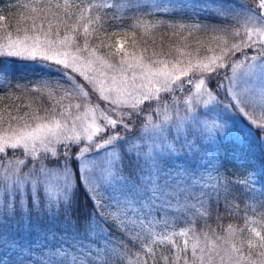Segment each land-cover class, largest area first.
<instances>
[{"label":"snow or ice","instance_id":"1","mask_svg":"<svg viewBox=\"0 0 264 264\" xmlns=\"http://www.w3.org/2000/svg\"><path fill=\"white\" fill-rule=\"evenodd\" d=\"M30 3V30L45 38L27 27L13 38L5 24L0 98L39 91L20 83L23 74L47 90L41 104L45 95L61 102L59 111L45 106L50 116H34V126L0 135V264H264V223L239 238L232 225L220 237L219 223L209 224L237 215L241 204L264 221V169L243 157L244 149H264V0ZM77 12L87 21L83 33L71 27L61 38L60 25ZM49 15L58 21L55 39ZM145 15L233 42L225 39L207 63L171 68L122 46L91 44L94 32L133 30L135 47ZM41 17L47 31L36 24ZM96 109L99 119H89ZM241 117L243 132L233 119ZM228 146L241 150L238 162H225ZM189 234L191 247L178 240Z\"/></svg>","mask_w":264,"mask_h":264},{"label":"trees","instance_id":"2","mask_svg":"<svg viewBox=\"0 0 264 264\" xmlns=\"http://www.w3.org/2000/svg\"><path fill=\"white\" fill-rule=\"evenodd\" d=\"M24 2L30 3V0H20V3ZM16 5L17 0H0V15L7 17L5 21H0V37L4 35L5 24L7 25V30L15 36L17 34L20 36L24 35L25 33L23 29L26 27L29 29V35H43V32L35 33L30 30L32 20L28 19V16L33 15L30 11L32 6L31 3L29 9H20ZM87 15L88 13L86 12L85 16ZM129 16H131V14H129ZM78 17L79 13L77 12L76 15L68 21L67 28L63 24L60 25L58 29L60 36H64L66 34L73 35V33L68 30V28L71 27H76L81 34L83 33V24L87 23V21L79 20ZM48 20H50L53 25L52 36L55 38V34L57 32L56 25L58 21L51 15H49ZM127 22L132 23L134 21L127 19ZM36 24L38 27L42 25L45 31L48 30V22L43 20V17L37 19ZM140 25L141 26L139 28L134 30L136 39L135 47H133V30H128L127 35L124 31L118 33L111 30L107 32L97 31L91 36L90 42L93 43L94 41L95 45L97 43L99 44L100 41L97 38L100 34H110L112 37L118 36L123 39L128 38L127 44L129 46V50H133L135 53L142 55L145 59H157L160 57L179 59L186 56H204L209 52L220 50L225 39H227L229 43L233 41V38L225 37L220 33L202 32L189 28H180L178 25H174L172 21H169L165 17L161 16H142ZM95 27L97 26H90L89 32H93ZM17 28L21 29L19 33L16 31ZM190 32L191 34H189ZM103 50L106 49L104 48ZM21 67L24 68L25 66ZM27 67L34 72L43 73L45 71L35 65ZM20 83L26 84L30 90L38 89L39 91H13L9 93L7 98H0V130L4 128H12L14 125L23 126L28 123V121H33L34 116H41L46 113L43 111L45 106L48 108L55 107L57 111L60 110V95H57L54 99L45 95L43 97L44 103L41 104L39 102L40 93L46 92L47 90L42 88L41 85L36 84L35 78L31 76L25 77L21 74ZM225 154V162L228 164L236 163L241 159V150L234 149L232 146H228L225 149ZM243 157L247 164L253 165L257 169H264V149L260 147L244 149ZM246 219L249 221H257L258 223L256 225H246ZM217 223H219V229L216 231L215 236L226 237L228 234L227 229L229 225H232L235 230L236 238H239V230L243 229L244 232L247 233L249 227H258L259 224L264 223V221H260V217L255 215L251 209L245 212L243 204H241L237 210V215L230 218H224L219 222L209 221V224H211L213 229H217ZM209 236L214 237L211 234H209ZM178 240L181 244L183 243L181 238Z\"/></svg>","mask_w":264,"mask_h":264},{"label":"rangeland","instance_id":"3","mask_svg":"<svg viewBox=\"0 0 264 264\" xmlns=\"http://www.w3.org/2000/svg\"><path fill=\"white\" fill-rule=\"evenodd\" d=\"M243 31V30H242ZM23 36V35H22ZM21 36V37H22ZM40 36V38L41 39H44L45 37H44V35H39ZM2 37L3 36H1L0 37V42H2ZM16 36L15 35H13V38H15ZM50 39H55L53 36H50L49 37ZM61 38H63V36H61ZM97 39H99V41L101 42V41H103L104 42V46H105V49L107 50L108 48H110L112 51H115V49H116V47L117 46H122L124 49H126L128 52H134L133 50H129V46H128V44H127V40H128V38L126 39H123V38H120V37H118V36H114V37H112L110 34H100L99 35V37L97 38ZM235 40H236V42H238V40H239V38L237 37V38H235ZM118 42H119V44H118ZM233 42V41H232ZM80 44H81V46L83 45V41L81 40L80 41ZM93 46L95 45V43H94V41H93V43H91ZM98 44V43H97ZM69 51H71V52H75V48L74 47H70L69 49H68ZM220 52H221V49L220 50H217V51H212V52H209L207 55H204V56H186V57H181V58H179V59H169V58H163V57H160V58H157V59H153V60H164V61H166V62H169L168 64H167V66L169 67V68H171V66H172V64H175V63H177L178 61H179V64H178V66L179 67H188V65L189 64H191V65H193V66H195V65H197L198 63H207V57H212V56H219L220 55ZM135 53V52H134ZM136 54V56H141L140 54H137V53H135ZM85 56L87 55L86 53L84 54ZM148 59H145V61H147ZM94 67H99L98 65H96V66H94ZM101 71H103L107 76H111V75H113V73H112V71L110 70V69H108V68H101L100 69ZM238 71H241V70H238ZM94 75H97V74H95L94 73ZM190 75H198V72H195V73H193V72H190ZM97 78H99L98 77V75H97ZM194 90V89H193ZM77 101H73V103H76ZM62 103H64V104H67L68 103V101L65 99V100H63V102ZM99 103H100V105H101V107L103 106V101H99ZM164 114H166V113H161V118H163V115ZM256 114L257 115H260V109L259 108H257V111H256ZM91 115H95L98 119H99V117H100V110L99 109H96V111L94 112V113H90V115H89V119L91 118ZM41 116H49V113H44L43 115H41ZM234 119V124L236 125V127L241 131V132H243L244 130H243V128H241L240 127V125H241V123H246V122H243L242 121V117L241 118H233ZM36 123V121L33 119V121H28V123L27 124H31L32 126H34V124ZM24 127V125L23 126H18V125H14V126H12V128H4V129H2V130H0V135H2L3 133H4V130L5 129H8L9 130V133H11V130H13V129H21V128H23ZM182 227H184L182 224L181 225H177V227H176V230L177 231H179ZM229 234H227V236H228ZM221 237V236H220ZM182 239L183 241L185 240V239H187L188 240V242H189V247H191V244L192 243H194L195 242V240L192 238V235L191 234H189V236L188 237H179L178 239ZM209 240L210 241H212V242H215V237H211V236H209ZM205 243V240H204V238L203 237H201V239H200V244L201 245H203Z\"/></svg>","mask_w":264,"mask_h":264}]
</instances>
